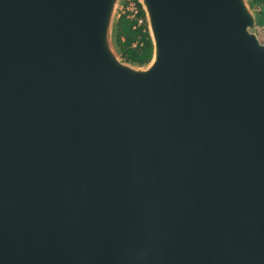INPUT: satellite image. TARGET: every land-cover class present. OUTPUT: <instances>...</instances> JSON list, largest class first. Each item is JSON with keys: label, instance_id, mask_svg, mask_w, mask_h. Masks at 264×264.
Here are the masks:
<instances>
[{"label": "water", "instance_id": "obj_1", "mask_svg": "<svg viewBox=\"0 0 264 264\" xmlns=\"http://www.w3.org/2000/svg\"><path fill=\"white\" fill-rule=\"evenodd\" d=\"M0 0V264H264V43L251 0Z\"/></svg>", "mask_w": 264, "mask_h": 264}, {"label": "rangeland", "instance_id": "obj_2", "mask_svg": "<svg viewBox=\"0 0 264 264\" xmlns=\"http://www.w3.org/2000/svg\"><path fill=\"white\" fill-rule=\"evenodd\" d=\"M256 1L257 2L254 3L253 0H251V3L259 19V27L257 29L258 37L260 41L264 43V25L260 24V18L262 17V15H264V0H256ZM127 2H125V4ZM122 10L118 17V22L116 26V33H115L116 43L120 32L126 33V35L124 34L121 38L122 41L126 42L128 38L127 37L128 31H130L132 33V38H133L130 48L133 51L137 52L139 55H143L147 46H150L152 49L151 58H150L151 60L154 52V46L150 37L147 18L143 11V8L137 14H133V13L124 14Z\"/></svg>", "mask_w": 264, "mask_h": 264}, {"label": "trees", "instance_id": "obj_3", "mask_svg": "<svg viewBox=\"0 0 264 264\" xmlns=\"http://www.w3.org/2000/svg\"><path fill=\"white\" fill-rule=\"evenodd\" d=\"M254 3H256V0H253ZM142 7V6H141ZM260 24L264 25V15H262V17L260 18ZM126 35V33H119L118 35V39H117V45L123 55V57L130 61V62H134V63H139L141 65H144L146 63H148V61L151 58V53H152V49L150 46H147V48L145 49V52L143 55H139L137 52L133 51L130 48L131 42H132V33L130 31H128V38L127 41L124 42L122 41V36ZM151 44V42H150Z\"/></svg>", "mask_w": 264, "mask_h": 264}, {"label": "built area", "instance_id": "obj_4", "mask_svg": "<svg viewBox=\"0 0 264 264\" xmlns=\"http://www.w3.org/2000/svg\"><path fill=\"white\" fill-rule=\"evenodd\" d=\"M142 9L139 2L136 0H129L123 7L122 12L124 14L130 13V14H137Z\"/></svg>", "mask_w": 264, "mask_h": 264}]
</instances>
